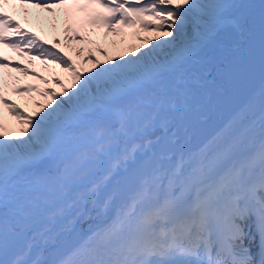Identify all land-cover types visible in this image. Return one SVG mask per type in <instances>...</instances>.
<instances>
[{
  "label": "snow or ice",
  "instance_id": "obj_1",
  "mask_svg": "<svg viewBox=\"0 0 264 264\" xmlns=\"http://www.w3.org/2000/svg\"><path fill=\"white\" fill-rule=\"evenodd\" d=\"M6 7L137 44L82 75ZM0 46L73 89L31 114L0 89V264H264V0H0Z\"/></svg>",
  "mask_w": 264,
  "mask_h": 264
},
{
  "label": "bare ground",
  "instance_id": "obj_2",
  "mask_svg": "<svg viewBox=\"0 0 264 264\" xmlns=\"http://www.w3.org/2000/svg\"><path fill=\"white\" fill-rule=\"evenodd\" d=\"M5 10L8 12L9 15L12 16L13 20L17 21L20 24V27L22 30H25L30 33H34L35 36L38 37L41 42H44L45 47L52 48L53 40H58L59 46L57 48H52V50L59 52L60 54L64 55L66 58H69L70 62L74 65L76 70L80 71L82 75L90 74L89 72L90 69L92 71L96 70L95 67L91 63L89 64L82 63L84 57H86V55H89V53L84 54L82 58L80 57L75 58L73 54H75L76 50L79 48V45L75 41H72V43L66 44L64 40L63 31H62L64 27L63 10L54 9V12L56 13V15L55 17H53L49 13L42 12L39 9L29 8L28 9L29 16L27 18L23 16V14L19 11L18 8L14 10L11 7H6ZM80 16L81 14H78V16L75 19L74 18L69 19L68 26L72 28V31H70L68 34L69 36H73L74 34L73 28L75 27L74 20L79 19ZM151 35L152 34L149 32H143L141 33L140 36L144 38V37H150ZM9 38L16 39L17 37L10 36ZM141 48L142 50H146L143 48V46H141ZM10 55L13 56V58H11ZM106 56L108 58H117V59L120 58L121 56H124L125 58H127L128 56H131V52L126 53L125 51H119V49H114L110 53H106ZM0 57L4 58L5 63L19 65L22 68H26L28 72L35 71L37 70V68L38 69L43 68L40 65L37 67L34 60L33 59L30 60L29 56L26 59H24V57L20 55H16L12 50L5 48L3 46H0ZM91 57L93 60L103 61L105 59V57H101L99 55H93L92 53H91ZM14 73L16 74V77L18 79L22 77V74L17 71ZM12 74L13 72L10 71L9 68L0 69V89H2L3 94H5L4 91H6V90H3V87H5L8 91V86L7 87L3 86L2 80L12 79L11 78ZM67 78H68V75L66 76L64 74H60L58 75L57 80H59L60 83L65 88H68L71 91L73 90L71 88V79H67ZM46 80H48L49 83L44 85L43 90L48 89L58 94L60 92V88L56 84L51 82L55 80V77L53 76V74L50 73ZM9 84L12 85V88H16V87L23 88L28 85L34 86L32 81H29V82L27 81L26 83V81L16 82L14 80V81H10ZM35 88L37 89V91L34 93H39L40 89L37 87ZM9 99L12 101H16L20 110H22L25 114H31L32 112L37 111V109L34 108V105L25 103L21 101L20 99H15L14 97H9ZM0 111H4L5 112L4 118L6 119V121H8L13 126H15V121L11 117H8L6 115V110H0ZM92 223H95V221H93ZM76 239H77V234L72 233L65 237V242L68 246H71L76 241Z\"/></svg>",
  "mask_w": 264,
  "mask_h": 264
},
{
  "label": "rangeland",
  "instance_id": "obj_3",
  "mask_svg": "<svg viewBox=\"0 0 264 264\" xmlns=\"http://www.w3.org/2000/svg\"><path fill=\"white\" fill-rule=\"evenodd\" d=\"M78 20L82 23L84 21V14H81V16ZM74 23H75V27L73 28L74 29L73 33L78 34L79 37H82L85 40L93 41L92 44H88V43H79L76 40H73L79 45L78 49H82L80 56H76V54H73L75 56V58H77V57L82 58L84 54L89 53V52L92 53L93 55L101 56L100 53L96 51L97 46H99L100 49L106 54V53H110L114 49H119V51H124L129 44H137V41L135 39H132L131 37H126L124 43H120L121 38L119 36L108 35L107 37H105L104 36L105 30L103 28H89L86 24L83 27H81L80 23H77L76 20H74ZM132 31H134V30L133 29H123L124 33H131ZM140 35H141V33H140ZM113 41L116 42L115 47H112ZM14 53L16 55H20L17 52H14ZM20 56L24 57V59H26L28 57L27 55H20ZM87 56L88 55H86V57ZM10 57L13 58V56H11V55H10ZM86 57H84L83 61L85 60ZM101 57H104V56H101ZM33 60H34L37 67L40 65L43 68L42 69L37 68V70L29 72V73H35V74L43 77L45 80L47 79V77L50 73L53 74V76L55 77V80L58 79V75H60V74H64L66 76L68 75L67 79H70L69 73L62 72L58 66L53 65V64L44 65L39 60H35V59H33ZM85 63L89 64L90 62H85ZM9 64H11V63H9ZM11 65H16V64H11ZM9 69H10V71L13 72V74L11 75L12 79L2 80V85L6 86V87L8 86V91L5 87H3V90H6V91H4L5 92L4 95L7 99H9V97H14L15 99H20L21 101L28 103V104H31V105H34L35 103L43 104L48 100V97H42L39 94L41 91H43L45 84L41 83V81H39V80L33 79V77L31 75H28V76L22 75V77L20 79H18L16 77V74L14 73V72H16L14 70V68H9ZM7 77H9V76H7ZM14 80L16 82L26 81V83H27V81L28 82L32 81L34 87L39 88L40 92L39 93L30 92V93H25L23 96H15L12 94V89H13L12 85L9 84L10 81H14ZM10 86H11V88H10ZM10 101H12V100H10ZM13 102H16V101H13ZM16 104H17V102H16Z\"/></svg>",
  "mask_w": 264,
  "mask_h": 264
},
{
  "label": "water",
  "instance_id": "obj_4",
  "mask_svg": "<svg viewBox=\"0 0 264 264\" xmlns=\"http://www.w3.org/2000/svg\"><path fill=\"white\" fill-rule=\"evenodd\" d=\"M256 2H258V0H256ZM257 77H258V71H257Z\"/></svg>",
  "mask_w": 264,
  "mask_h": 264
}]
</instances>
